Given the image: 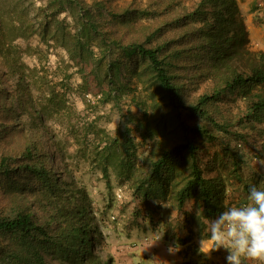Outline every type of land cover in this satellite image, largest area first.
Wrapping results in <instances>:
<instances>
[{
	"label": "rangeland",
	"instance_id": "374dc122",
	"mask_svg": "<svg viewBox=\"0 0 264 264\" xmlns=\"http://www.w3.org/2000/svg\"><path fill=\"white\" fill-rule=\"evenodd\" d=\"M130 1L139 5L133 9L146 7L153 13L151 17H138L139 13L133 11L127 17L129 22L123 26L125 35L140 37L158 27V41L164 43L167 50L180 49L182 52L176 63L179 65V81L184 84L185 102H197L202 95L210 97L221 84L206 75L199 79L192 78L191 66L198 60L192 50L194 39L186 37V33L193 27L201 25L200 18L187 15L193 14L202 0H114L113 5L123 6ZM45 2L0 0V15L5 23L11 57L26 68L30 77V86L26 85L28 94H22L20 98L13 97L14 117L0 118V157L9 155L21 160L19 158L29 142L34 153L44 155L42 165L59 179L61 187H66L70 193L83 190L87 208L85 223L96 240L92 252L102 261H107V264L198 263V238H205L206 219L209 217L204 215V201L195 194L189 195L182 206L178 203L177 191L184 175L180 169L190 163L187 153L177 159L174 175L166 182L163 190L153 188L147 193L146 185L140 189L137 186L141 173L146 175L150 159L155 157L159 149L156 148L157 141L181 139L182 131L175 117L176 111L164 122L154 123L150 130L143 132L136 128V121L127 124V107L134 118L141 116L140 108L145 109L148 115L159 112L164 108V102L158 96L153 99L151 92L139 83L133 84L134 89L128 95H135L139 107L137 103L130 102L129 98L117 105L105 102L104 94L109 90L108 81L97 75L90 59H71L67 50L70 44L60 45L51 38L57 28L55 21L49 22L48 33L46 36L43 34L44 24L41 21H45V18L42 20L37 14L40 12L38 7ZM233 10L239 16L235 17L238 25L241 22L245 26L248 40L246 49L253 53L250 59L257 63L260 61L258 53L264 52V0H234ZM61 19L73 31L72 17L63 13ZM20 23L22 28L15 30L14 27ZM245 61L246 58L237 60L239 72L248 73ZM259 66L264 70V62ZM0 74H3L6 81L5 90H15L19 76L7 70L6 62L2 64L0 61ZM46 81L57 83L56 88L63 93V101L59 109L51 106L49 110H43V120L40 121L31 107L32 103H28L27 99L30 96L32 102L38 103ZM4 99L3 96L2 101ZM21 99L26 101L25 111L19 106ZM153 103L159 106H153ZM246 106L247 103L240 95L232 91L209 101L206 107L209 121L201 118L192 120L186 116L188 111L181 110L189 125H205L209 130L214 128L217 135L218 139L214 141L201 139L195 142L198 147L197 159L204 176L212 178L210 174L213 170L208 165L211 159L218 169L215 175L221 170L229 173L228 168L221 164L222 148L226 144L234 145L237 141L236 133L244 132L239 119L246 113ZM126 124L131 129L130 136L135 147L129 145L123 152L117 150L116 154L111 153L105 157L101 152L104 141H108L109 137H120L119 133L124 131ZM225 130L231 134L226 136ZM248 140L253 143V138L249 137ZM123 159L131 161V167H123ZM21 161L23 165L24 160ZM104 166L107 174L103 170ZM11 179L13 183L15 181L17 190L12 189L13 184L8 178L0 175L1 211L9 212L13 206L21 207L30 211L40 224L47 225L49 222V232L53 231L55 222L51 220L52 208L47 201L42 200L43 196L37 190L40 186L36 177L21 173L16 180L15 177ZM219 202L229 207L240 206L245 203V198L240 197L238 191L228 190ZM159 236L161 238L157 240ZM177 245L179 251H168L170 246L175 248ZM47 260L51 264H61L52 257H47Z\"/></svg>",
	"mask_w": 264,
	"mask_h": 264
},
{
	"label": "trees",
	"instance_id": "16d2710c",
	"mask_svg": "<svg viewBox=\"0 0 264 264\" xmlns=\"http://www.w3.org/2000/svg\"><path fill=\"white\" fill-rule=\"evenodd\" d=\"M113 4L114 0H46L43 6L38 7L40 12L37 17L42 20L45 18V21H41L45 36L49 30V22L55 21L57 28L51 38L60 45L70 44L67 50L71 59H90L97 75L108 81L109 90L104 94L105 102L117 105L130 99V102L137 103L133 93L130 97L128 95L134 89L133 84L138 83L151 92L153 99L158 96L164 102V108L159 112L148 115L145 109L140 108L141 116L134 118L127 107V124L136 121V128L143 132L150 130L154 123L164 122L176 111L175 117L182 131L181 139L157 141L156 148L159 149L156 150L155 157L150 159L149 171L146 175L141 173L138 189L146 185L147 193L153 188L163 190L166 182L174 175L177 159L187 153L190 163L180 169L184 175L177 191L180 206L189 195L195 194L204 201V215L211 219L229 207L219 202L228 190L238 191L246 203L250 186L264 189V70L259 66L264 62V52L258 53L259 62L255 63L250 59L253 53L246 49L248 40L245 26L241 22L238 25L235 17L239 16L233 13L234 0H202L193 14L187 15L200 18L201 24L186 33V37L194 39L192 50L198 60L191 66L193 70L190 74L195 79L206 75L210 80L221 84L210 97L202 95L193 103L185 102L184 84L179 81V65L176 60L182 56L181 50H167L164 43L157 39L160 32L158 27L140 37L125 35L123 31V26L129 22L127 17L133 11L139 13L138 17H151L153 12L146 7L133 9L134 6H139L134 1L123 6ZM63 13L72 17L73 31L61 19ZM14 28L21 29V23ZM9 44L5 23L0 15V61L2 64L6 62L7 70L19 76L15 90L8 91L4 87L5 78L0 74V118L6 119L14 117L13 97L20 98L22 94H28L26 85L30 86L28 72L18 60L11 57ZM239 58L247 59L244 64L248 73L238 71L236 62ZM197 68L200 70H196ZM48 82L42 87L38 103L32 102L30 96L27 99L28 103H32L31 107L40 121L43 120V110L47 111L51 106L59 109L63 101V93L57 90V83ZM232 91L247 103L246 113L239 119L244 132L236 133L237 141L234 145L226 144L222 148L221 164L228 168L229 173L221 170L215 175L218 169L211 159L208 165L213 170L210 172L212 178H208L204 176L197 159L198 147L195 142L201 139L214 141L218 139L217 135L214 128L209 130L205 125H189L186 116L193 118L192 120L201 118L209 121L206 109L209 101ZM3 96L5 99L2 101ZM25 103L21 99L19 106L22 111H25ZM137 106H140L139 102ZM153 106L159 104L153 103ZM181 110L189 113L185 116ZM212 124L220 128L216 123ZM0 130L2 131V127ZM130 133L131 129L127 125L119 133L120 137H109L108 141H104L105 144L101 147L104 156L117 150L123 152L129 145L134 146ZM225 133L226 136L231 134L228 130ZM249 137L253 138V143H249ZM122 142L125 144L122 145ZM29 144L26 143L19 158L24 160L23 165L16 157H0V175L8 178L15 190L18 188L12 177L16 180L21 173L36 177L40 186L37 190L43 196L42 200L47 201L52 208L51 220L55 222V228L49 232V222L47 225L40 224L30 211L21 207L13 206L9 212L0 209V264H51L47 257L55 258L61 264H107V261H102L92 252L96 240L85 223L86 194L81 189L70 193L66 187H61L59 179L42 165L44 155L34 153ZM121 162L123 167H131V161L123 159ZM103 170L107 174L106 166ZM209 219H206L207 222Z\"/></svg>",
	"mask_w": 264,
	"mask_h": 264
},
{
	"label": "clouds",
	"instance_id": "9594fccd",
	"mask_svg": "<svg viewBox=\"0 0 264 264\" xmlns=\"http://www.w3.org/2000/svg\"><path fill=\"white\" fill-rule=\"evenodd\" d=\"M221 249L227 252L226 264H264V189L250 186L246 203L230 206L208 220L199 252L210 258ZM168 251H179V246Z\"/></svg>",
	"mask_w": 264,
	"mask_h": 264
},
{
	"label": "crops",
	"instance_id": "0c3cea01",
	"mask_svg": "<svg viewBox=\"0 0 264 264\" xmlns=\"http://www.w3.org/2000/svg\"><path fill=\"white\" fill-rule=\"evenodd\" d=\"M202 237L203 236H200L198 238L199 244H200V240ZM226 255H227V252L224 249H221L220 251H217V252H213L210 258L204 256L198 251L197 260H198V264H226V260H225Z\"/></svg>",
	"mask_w": 264,
	"mask_h": 264
}]
</instances>
